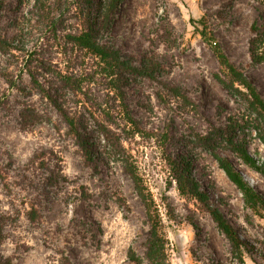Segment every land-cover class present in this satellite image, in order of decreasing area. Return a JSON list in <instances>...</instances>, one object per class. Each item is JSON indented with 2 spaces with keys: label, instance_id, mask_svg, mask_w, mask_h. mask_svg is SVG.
<instances>
[{
  "label": "rangeland",
  "instance_id": "rangeland-1",
  "mask_svg": "<svg viewBox=\"0 0 264 264\" xmlns=\"http://www.w3.org/2000/svg\"><path fill=\"white\" fill-rule=\"evenodd\" d=\"M1 1L0 29L11 35L10 24L23 19L32 0ZM73 11L64 15V25L76 22ZM202 17L212 39L264 97V62L252 63L249 52L252 25H264V0H122L104 40L125 53L156 60L162 74L138 79L126 90L137 131L123 120V108L104 79L93 80L90 94L99 115L117 117L127 157L161 216L170 264H242L204 205L178 189L173 170L178 156L190 159L209 201L249 244L252 252H245L244 264H264V217L246 207L242 192L199 143V135L212 125L223 126L228 115L242 111L217 79L222 74L219 61L196 29L203 27L198 23ZM37 37L34 33L28 43H37L43 57L65 68L62 37L57 44L51 35L48 42ZM24 79L29 81L27 75ZM163 82L186 90L194 106L181 105ZM28 106L34 111L22 115ZM66 129L44 97L25 95L0 77V254L12 257L13 264H133L129 249L143 254L148 235L146 209L134 182L121 158L108 150L102 148V160L88 161ZM247 141L253 156L264 155L254 134ZM220 145L218 152L264 196V175L227 143ZM38 151H45V161L59 172V183L48 191L50 170L31 161ZM32 205L41 214L37 222L27 216Z\"/></svg>",
  "mask_w": 264,
  "mask_h": 264
},
{
  "label": "trees",
  "instance_id": "trees-1",
  "mask_svg": "<svg viewBox=\"0 0 264 264\" xmlns=\"http://www.w3.org/2000/svg\"><path fill=\"white\" fill-rule=\"evenodd\" d=\"M121 2L122 0H66L64 6L62 0H32V7L22 16L23 19L20 21L17 18L10 24L13 32L11 35L0 29V56L4 58V61H0V77L10 88L25 95L40 94L44 97L66 124L67 134L76 139L88 161L102 160V148L121 158L144 203L145 224L148 227V235L143 242L144 253L140 254L130 248L128 259L133 264H170L169 239L163 229L161 216L154 207V201L136 166L127 157L126 146L118 132L120 124L117 117L110 113L99 115L94 109L97 103L90 94L93 80L104 79L116 96L119 106L123 108V120L131 123L133 128L136 126L137 131L139 124L127 102L126 90L138 79L154 80L162 74L156 60L125 53L104 40V32L109 30ZM1 8L0 0V10ZM73 9L77 16L76 22L69 23V26L64 25V15ZM198 23L203 26L201 29L196 27L198 33L210 44L221 66L222 74L217 75L218 81L242 105V111L228 115L223 126L212 125L210 131L199 135V143L206 146L218 165L242 192L246 207L264 217V196L227 157L218 152L220 144L227 143L244 163L264 175V155L253 156L248 150L247 141L248 135L254 134L264 147V97L245 71L212 39L207 31L205 18L199 19ZM251 28L254 36L250 41V58L252 63L260 64L264 62V25L255 22ZM34 33L47 42L51 35L56 44L59 37H62V52L66 55L64 62L67 63L65 68L43 57L37 43H28ZM86 65H89V69H86ZM75 68L83 71L76 72ZM26 75L29 77L28 82L24 79ZM88 83L90 86L86 85ZM163 84L172 98L181 105L194 106L193 99L182 87L165 82ZM33 111L28 106L22 115ZM44 155L45 151H38L31 161L33 164L39 162L40 167L50 170L45 185V190L48 191L49 187L59 183V172L49 167ZM173 163L174 178L180 192L194 197L204 205L230 242L234 258L244 264L245 252H252L249 244L241 238L222 211L209 201L208 193L201 189L199 181L192 173L190 159L178 156L173 159ZM27 216L31 222H37L41 218L35 205L31 206ZM193 225L198 229L197 223L193 222ZM0 264H13V258L0 254Z\"/></svg>",
  "mask_w": 264,
  "mask_h": 264
}]
</instances>
